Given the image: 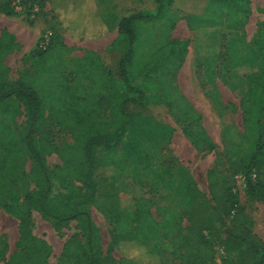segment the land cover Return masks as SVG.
Listing matches in <instances>:
<instances>
[{"label": "rangeland", "instance_id": "1", "mask_svg": "<svg viewBox=\"0 0 264 264\" xmlns=\"http://www.w3.org/2000/svg\"><path fill=\"white\" fill-rule=\"evenodd\" d=\"M22 1L24 8L17 12L13 0H0V38L8 33L16 40L13 51L8 52L0 69V79L17 81L31 69L30 74L39 76L45 95L52 103L62 78L49 69L38 72L35 67L41 50L62 47L66 50L67 60L61 70L69 85L94 105L91 113L101 114L105 119L110 116L111 108L98 103L96 97L123 89L116 73L128 42L114 26L121 17L143 12L155 14L161 5L167 19L175 21L173 26L162 19L138 28L136 73L144 60L163 43L170 40L190 42L188 55L175 73L163 78L151 73L149 77L139 79L148 96L140 104L131 106V110L141 113L143 119H154L156 124H148L145 120V131L130 130L114 153L96 149L97 193L95 203L89 209L100 232L103 255H112L121 264H181L183 255L191 253L198 241L197 235L187 231L190 245L183 238L172 239L179 228L188 225V205L182 191L187 183H193L201 193L202 205L211 208L213 227L204 235L215 244L214 264L218 261L231 264L234 256V251H226L220 245L215 234L221 220L247 231L256 244L263 245L264 203L250 196L248 184L255 181L256 175L245 172L254 144L247 133L242 107L249 86L246 79L237 77L229 69L226 73L221 71L224 66L221 57L231 44L230 37L234 32L227 35V39L223 35L229 32L233 14L221 12L217 16L220 23L215 24L212 17L218 6H211V0H159V3L157 0ZM251 9L243 33L247 42L254 45L264 24V0H252ZM104 19H107L108 27L104 25ZM215 27L220 33L210 38L208 34ZM77 59L86 60L78 63ZM88 59L106 67L108 73L97 77L100 73L87 67ZM210 59L217 60L212 69L215 82L209 81L207 74ZM20 110L19 115L10 119L0 107V164L7 157L2 145L6 141L2 131L10 126H21L27 119L24 106L21 105ZM74 120L71 116L69 121L61 124L48 116L43 128L49 142L57 148L47 155L54 184L52 196L57 204L62 203L64 196L73 195L70 185L62 182V176L75 187L82 186L73 171H62L63 157L72 162L82 159L77 147L79 129L75 134L69 124ZM189 127L202 128L215 143V150L209 152L205 147L199 151L185 134ZM170 128L173 133L167 139ZM21 160L27 178L32 175L33 165L27 158ZM260 178L264 181V172ZM226 179L230 183L224 186L221 201L215 204L209 187L212 183H225ZM27 187L36 188L37 181L31 177L25 182L19 179L13 188L16 193ZM0 196V264L11 263L22 249L20 240L25 234L33 242L39 241L30 254H43L46 264H85L81 253L85 238L77 220L57 231L51 221L36 210L22 211L18 205L15 210L19 216L8 211L4 203H8L10 197L3 190ZM232 203L237 205V210L227 214ZM150 224L157 226L159 239L163 237L164 227L169 230L168 236L163 240L154 238L155 235L151 237L145 228ZM23 225L26 233H23ZM180 245L183 248L178 252ZM14 262L33 264L31 259Z\"/></svg>", "mask_w": 264, "mask_h": 264}, {"label": "trees", "instance_id": "2", "mask_svg": "<svg viewBox=\"0 0 264 264\" xmlns=\"http://www.w3.org/2000/svg\"><path fill=\"white\" fill-rule=\"evenodd\" d=\"M157 1L159 3V0ZM251 1L211 0L210 4L218 6L212 17L215 24L220 23L217 16L221 12L227 11L229 15L233 14L229 20V32L223 35V38L227 39L226 36L232 35L234 32V35L230 37L231 44L226 47V53L221 57L224 60L221 71L226 73L225 71L229 69L237 77L246 79L249 86L243 97L242 107L247 133L253 139L254 144L253 155L247 159L248 164L245 165V172L246 175L253 172L256 175L255 181H250L248 184L250 196L264 203V181L260 178L264 172V24L255 44L250 45L243 31L252 12ZM162 19L170 22L172 26L174 25L175 21L167 19L164 9L160 5L155 14H133L120 20L118 32L126 37L128 42V49L119 59L116 73L121 80L123 89L120 92L96 97L98 103L107 104L111 108V114L106 119L101 114L96 116L91 113L90 110L94 105H90L85 97L79 95L77 90L69 85L66 75L61 70L67 60L66 50L62 47L56 50L50 48L41 50L38 53V63L35 67L38 72L49 69L51 73L62 78L51 100L52 103L45 95L44 86L42 87V83L38 80L39 76L30 74L31 69H28L25 76L17 81L0 79V107L5 109L10 119L21 113V105L24 106L27 113V119L21 126H10L2 131L6 140L2 142V145L6 148L7 157L0 164V191L3 190L10 197L8 203H4V207L8 211L15 212L17 216L20 215L15 210V206L18 205L22 207V211L36 210L44 219L50 220L57 231H60L69 222L77 220L85 238L81 250L85 264H121L114 256L103 255L100 232L89 209L95 203L97 193L98 160L96 149L102 148L108 153H114L127 138L130 130L145 131L147 129L145 124L153 125L155 123L154 119H143L141 113L131 110V106L140 104L148 96L139 79L147 78L151 73L162 78L175 73L189 52V41H167L150 58L144 60L140 65L141 69L136 73L137 46L140 39L138 28ZM218 33L220 30L215 27L208 36L213 38ZM15 41V38L8 33L0 38V69L4 65L8 52L13 51ZM81 60L77 59L76 61L80 63L86 59ZM216 63V59L209 60L210 70L207 74L211 82H215V73L212 69ZM87 67L93 69L96 74L100 73L97 77L108 73V69L95 60L88 59ZM239 71L244 73L241 74ZM49 102L50 104H48ZM47 114L61 124L69 121L73 116L75 120L69 123L70 127L75 134V130L79 129L77 147L80 149L82 159L72 162L71 159L63 157L62 171L64 169L73 171L76 180L82 186L75 187L66 176H62V182L70 185L69 189L73 195L64 196L61 204H57L52 196L54 184L47 155L51 150L57 151V148L49 142L48 133L43 129L48 120ZM39 133H41L40 136ZM172 133L173 129L170 128L167 139L172 136ZM185 134L199 151L206 147L209 152H212L216 148L215 143L200 127L198 129L189 127L185 130ZM21 158L29 159L33 165L32 175L30 174L27 178V174L24 172V161ZM233 170H236V167ZM29 177L37 181V187L33 189L27 187L15 193L14 183L19 179L25 182ZM229 183L230 180L226 179L225 183L210 185V194L215 204L221 201L224 186ZM182 191L188 205V225L186 228H179L172 239L183 238L190 245V238L186 236L187 233L185 234L187 231L197 235L198 241L196 248L191 253L186 252L183 255L181 264H214L216 259L215 244L204 235L213 227L211 208L202 205L201 193L193 183L184 185ZM236 210L237 205L233 204L226 213ZM150 220L151 217L148 221ZM24 224L26 225V222ZM25 225L22 226L23 233H26ZM145 228L151 237L156 236V225L150 224ZM168 233V228L164 227L163 237L161 239L158 236L154 238L163 240L168 236ZM215 234L220 239V245L226 251H234L231 264H264V244H256L253 236L247 231L225 222L222 223L221 220L220 227L215 228ZM36 242H33L32 238L25 234L20 240L22 249L13 257L11 263L7 264H15L16 259L24 261L31 259L33 264H46L43 254H30V251L34 252L37 248L39 241ZM182 248L183 245H180L177 251L181 252Z\"/></svg>", "mask_w": 264, "mask_h": 264}, {"label": "built area", "instance_id": "3", "mask_svg": "<svg viewBox=\"0 0 264 264\" xmlns=\"http://www.w3.org/2000/svg\"><path fill=\"white\" fill-rule=\"evenodd\" d=\"M13 5L15 7V10L17 12H21L23 10V1L22 0H13ZM38 7V6H35V8ZM217 264H222L221 262L218 261Z\"/></svg>", "mask_w": 264, "mask_h": 264}, {"label": "crops", "instance_id": "4", "mask_svg": "<svg viewBox=\"0 0 264 264\" xmlns=\"http://www.w3.org/2000/svg\"><path fill=\"white\" fill-rule=\"evenodd\" d=\"M149 1H150V2H151V1L155 2V0H149ZM143 14H145V13L143 12ZM150 14H152V13L150 12ZM131 15H133V14H131ZM131 15H128V14H127V15H125V16H123V17H128V16H131ZM123 17H121L120 20H121ZM120 20H119V22H120ZM119 22H118V23H115L114 26H115L116 28L119 26ZM103 23H104L105 26H107V27L109 26V23H108L107 19H106V20L104 19V20H103ZM107 23H108V24H107Z\"/></svg>", "mask_w": 264, "mask_h": 264}]
</instances>
